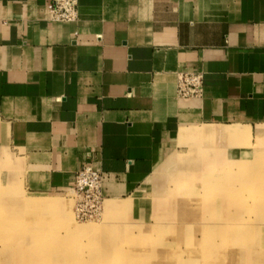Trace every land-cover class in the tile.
Segmentation results:
<instances>
[{"label":"crops","instance_id":"crops-1","mask_svg":"<svg viewBox=\"0 0 264 264\" xmlns=\"http://www.w3.org/2000/svg\"><path fill=\"white\" fill-rule=\"evenodd\" d=\"M77 1L57 23L52 0H0V168L25 191L91 166L103 206L128 208L195 140L264 134V0ZM184 73L200 98L178 96Z\"/></svg>","mask_w":264,"mask_h":264},{"label":"rangeland","instance_id":"rangeland-1","mask_svg":"<svg viewBox=\"0 0 264 264\" xmlns=\"http://www.w3.org/2000/svg\"><path fill=\"white\" fill-rule=\"evenodd\" d=\"M233 127L226 143L181 148L132 205L100 215L71 190L29 193L0 168V264H264V134Z\"/></svg>","mask_w":264,"mask_h":264},{"label":"built area","instance_id":"built-area-1","mask_svg":"<svg viewBox=\"0 0 264 264\" xmlns=\"http://www.w3.org/2000/svg\"><path fill=\"white\" fill-rule=\"evenodd\" d=\"M50 15L53 22L75 23L78 20V1L52 0ZM177 93L181 98H200L203 93L202 76L197 73L180 74ZM102 186V174L91 166H84L76 173L71 191L78 197L79 203L84 205L90 215H100L104 202Z\"/></svg>","mask_w":264,"mask_h":264},{"label":"bare ground","instance_id":"bare-ground-1","mask_svg":"<svg viewBox=\"0 0 264 264\" xmlns=\"http://www.w3.org/2000/svg\"><path fill=\"white\" fill-rule=\"evenodd\" d=\"M11 192V191H10ZM2 197V196H1ZM24 206L31 211H40V210H52V209H57L59 207V203L55 201H46V200H26L24 202ZM5 225V224H4ZM18 226V225H16ZM8 227V226H6ZM15 227V226H14ZM27 228V227H26ZM40 228V227H39ZM11 228H8V230ZM36 229V228H35ZM82 232H86L88 229L85 227H81L79 229ZM26 232V230H25ZM42 232V230H41ZM30 233H33L30 231ZM6 235V234H5ZM22 237V236H21ZM18 238V237H17ZM23 238V237H22ZM21 239V238H20ZM21 242V241H19ZM4 244V243H3ZM60 245V244H59ZM49 249V248H47ZM34 251V250H33ZM43 251V250H42ZM36 252V251H35ZM33 252V253H35ZM51 252V251H50ZM45 253V252H44ZM31 254V253H30ZM33 257V256H32ZM35 257V256H34ZM37 258V257H35ZM32 259V258H31ZM30 261V260H29ZM45 262V261H44ZM27 263V262H26Z\"/></svg>","mask_w":264,"mask_h":264}]
</instances>
